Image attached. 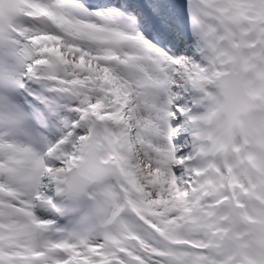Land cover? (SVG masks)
<instances>
[{
  "label": "snow or ice",
  "instance_id": "snow-or-ice-1",
  "mask_svg": "<svg viewBox=\"0 0 264 264\" xmlns=\"http://www.w3.org/2000/svg\"><path fill=\"white\" fill-rule=\"evenodd\" d=\"M230 68L264 0H0V264H264V146L194 130ZM88 150L107 207L57 228Z\"/></svg>",
  "mask_w": 264,
  "mask_h": 264
},
{
  "label": "clouds",
  "instance_id": "clouds-1",
  "mask_svg": "<svg viewBox=\"0 0 264 264\" xmlns=\"http://www.w3.org/2000/svg\"><path fill=\"white\" fill-rule=\"evenodd\" d=\"M194 130L198 141L209 150L230 145L235 139L255 149L264 146V69L234 70L213 82V92L200 114ZM104 154L88 150L79 166L67 173L62 183L63 196L73 206L86 205L85 222H95L107 207L104 188L111 169L103 161Z\"/></svg>",
  "mask_w": 264,
  "mask_h": 264
},
{
  "label": "rangeland",
  "instance_id": "rangeland-1",
  "mask_svg": "<svg viewBox=\"0 0 264 264\" xmlns=\"http://www.w3.org/2000/svg\"><path fill=\"white\" fill-rule=\"evenodd\" d=\"M183 137L187 138V133L183 134ZM48 196H54V189H51L45 193ZM56 203L65 206L68 211L64 216L62 217H54L56 223L55 226L57 228H65L69 229L73 223L80 220L81 217H83L86 212L88 211L86 205H80V206H73L70 205L64 198L63 194L59 196H54Z\"/></svg>",
  "mask_w": 264,
  "mask_h": 264
}]
</instances>
